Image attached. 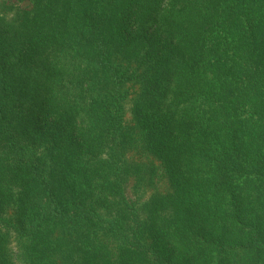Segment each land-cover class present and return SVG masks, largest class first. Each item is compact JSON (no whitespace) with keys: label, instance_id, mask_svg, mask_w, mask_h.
I'll list each match as a JSON object with an SVG mask.
<instances>
[{"label":"trees","instance_id":"16d2710c","mask_svg":"<svg viewBox=\"0 0 264 264\" xmlns=\"http://www.w3.org/2000/svg\"><path fill=\"white\" fill-rule=\"evenodd\" d=\"M1 25L4 61L20 29L85 57L49 130L24 137L4 92L0 264H84L101 238L109 260L264 264V0H33Z\"/></svg>","mask_w":264,"mask_h":264},{"label":"rangeland","instance_id":"374dc122","mask_svg":"<svg viewBox=\"0 0 264 264\" xmlns=\"http://www.w3.org/2000/svg\"><path fill=\"white\" fill-rule=\"evenodd\" d=\"M32 7L33 0H0V29H7L1 25L3 18L19 23L25 12ZM128 16L130 17L127 20L131 23L132 12L128 14L126 12L125 17ZM146 20L147 23H152L150 18ZM13 35L11 44L5 48L7 53L5 61L0 58V105L4 102V92L7 91V121L14 127H19L20 133L28 139L35 130H49L59 115L63 118L71 115L75 109V103L67 97L69 95L75 97L78 94L76 87L78 83H70L68 78L71 76L81 79L85 54L83 55L78 48L72 47L67 40L54 37L51 41L43 34L35 37L30 30L20 29ZM60 41L67 42L66 46L56 44ZM0 52L3 53L4 50L1 49ZM105 69V66H102L95 73L102 72L104 81L109 86L111 82ZM6 82L9 86L5 85ZM161 87L165 86L161 84ZM161 87L154 89L155 97L152 98L153 100H148V103L155 101L156 97L161 99L164 92L163 88L160 91ZM136 89L138 90V88L134 90L137 91ZM65 123L69 125L70 120ZM48 144V142L45 144L39 142V149L45 150ZM54 150L56 147L52 149L53 152ZM3 156L5 153L0 152V161ZM77 242L78 238H75L70 245L74 246ZM99 242L108 245V242L101 238L97 239L91 247H76L73 248V252L79 258L85 259L84 264H149L143 254L132 250H125L119 257L117 255L109 260L107 252L100 247ZM19 248L14 243L11 245L13 257L18 258L22 254ZM182 255L188 259L186 253ZM17 261L21 264L20 260ZM179 264L200 263L196 257L191 256L187 262Z\"/></svg>","mask_w":264,"mask_h":264}]
</instances>
